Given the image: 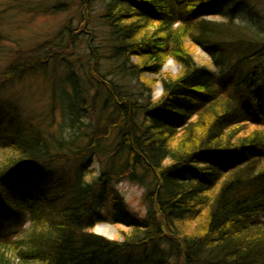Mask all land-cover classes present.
<instances>
[{
	"label": "trees",
	"instance_id": "1",
	"mask_svg": "<svg viewBox=\"0 0 264 264\" xmlns=\"http://www.w3.org/2000/svg\"><path fill=\"white\" fill-rule=\"evenodd\" d=\"M82 2L104 3L110 56L95 61L118 69L93 70L79 91L71 79L85 122L64 106L68 90L53 96L68 126L56 133L0 108V264H264V14L247 0ZM51 44L42 62L67 51ZM25 64L4 67L0 88ZM123 182L146 188L144 216L113 189ZM109 189L113 210L96 217ZM94 217L126 230L99 237Z\"/></svg>",
	"mask_w": 264,
	"mask_h": 264
},
{
	"label": "rangeland",
	"instance_id": "2",
	"mask_svg": "<svg viewBox=\"0 0 264 264\" xmlns=\"http://www.w3.org/2000/svg\"><path fill=\"white\" fill-rule=\"evenodd\" d=\"M236 2V0H233ZM244 0H238L241 3ZM254 7L264 14V0H247ZM9 0H0V35L5 39L2 43L3 52L0 53V76L3 68L13 64L22 66L27 63L30 65H39L41 68L35 70L31 67L26 75L13 81L3 82L0 88V108L5 110L15 109L27 118L42 123L44 127L53 133L59 130L63 125L61 115V103L53 101V96L59 97V92L63 88L67 91L64 106L75 115L77 121L83 120L84 115L89 117L92 112L81 110L79 101H75L76 96L72 94L70 88L71 79H76L79 87L77 90L84 89L88 82H91L89 76L90 62L94 60L96 70L102 75L110 77L111 73L116 71L114 62L106 58L96 62L97 51L109 58V30L106 23L100 19L103 7L102 3H96L95 7L85 5L82 0H16V4ZM56 6L54 12H37L32 9V5ZM92 10V11H91ZM89 14V15H88ZM63 30V32H62ZM75 33V34H74ZM47 43L70 48L59 56L57 62H42L46 59L48 52L39 50ZM42 45V46H41ZM99 47V49H95ZM66 48V49H67ZM41 57V61L34 59ZM194 56L199 64H209V56L204 54L201 49H195ZM38 63V64H37ZM101 63V65H100ZM165 71L173 75L180 73V67L168 62ZM26 65V64H25ZM34 70V71H33ZM82 86V87H80ZM94 83L91 88H95ZM136 87V83H133ZM160 85L155 87L153 99L161 97L163 91ZM86 89V88H85ZM142 101V100H141ZM143 102V101H142ZM98 160V159H97ZM99 161V160H98ZM113 189H117L119 197L127 203L128 210L135 216L145 215L143 199L144 194L135 185L129 183L113 184ZM113 189L107 192V201L101 202L102 213L107 215V211H112L113 206L110 201ZM118 194V193H117ZM121 194V195H120ZM103 225V224H102ZM115 228L114 240L120 238L121 232L126 230L123 226L109 224ZM95 233L96 229L94 230ZM128 232V230L126 231ZM108 238V237H106ZM109 239V238H108Z\"/></svg>",
	"mask_w": 264,
	"mask_h": 264
},
{
	"label": "bare ground",
	"instance_id": "3",
	"mask_svg": "<svg viewBox=\"0 0 264 264\" xmlns=\"http://www.w3.org/2000/svg\"><path fill=\"white\" fill-rule=\"evenodd\" d=\"M68 46V45H67ZM66 46V47H67ZM70 48H67L66 50L68 51ZM112 62H114V66H115V70H117L118 69V65H119V63H117V62H115V61H112ZM168 62H173V63H170L171 65H173L174 66V68H176V65L178 66V67H180V70H181V66L180 65H178L176 62H175V60L174 59H169L167 62H166V65L164 66V71H165V69H166V67L168 66ZM93 70L94 71H96V64L95 63H93V62H90V71H89V76H90V74L93 72ZM99 72V71H98ZM100 73V72H99ZM101 74V73H100ZM114 77L113 76H110L108 79H113ZM141 80H143V79H141ZM128 82H126V84H127V87H128V90L131 92V93H133L134 95H138L139 96V98H140V101L141 100H143V99H145V96H143V95H141V93H143V87H142V84L138 81V82H136V81H134L135 83H136V87L135 86H133V84H131V82H130V80L128 79L127 80ZM134 82H132V83H134ZM80 85V84H79ZM79 85H78V87H79ZM80 87H82V86H80ZM162 89V88H161ZM162 91H163V89H162ZM163 94V93H162ZM154 95V94H153ZM162 96V95H161ZM54 101H55V99H53ZM98 160L96 159V162H97ZM204 167H206V165H204ZM208 182H210V181H208ZM126 183H129V182H126ZM205 183H207V180H205ZM211 183V182H210ZM129 184H131V185H135L141 192H143V194L146 192L145 190H146V188L144 187V186H138V185H136V184H133V183H129ZM105 198V197H104ZM107 198H105L104 200L105 201H107L106 200ZM143 205H144V210H146V208H145V202H144V200H143ZM142 216H144V215H142ZM100 217H105L104 216V214H102ZM94 222H95V224H94V228L92 229V232L95 234V235H97V236H99V237H102V238H106V237H108V238H106V239H108V240H110L111 238H113V236L115 235V228L114 227H112V226H110V225H108V222L107 221H101V222H98V219L97 218H95L94 217ZM103 224V225H102ZM96 229V232L97 233H95L94 232V230Z\"/></svg>",
	"mask_w": 264,
	"mask_h": 264
}]
</instances>
